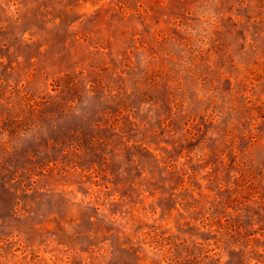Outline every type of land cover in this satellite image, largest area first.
I'll return each mask as SVG.
<instances>
[{
    "label": "rangeland",
    "instance_id": "obj_1",
    "mask_svg": "<svg viewBox=\"0 0 264 264\" xmlns=\"http://www.w3.org/2000/svg\"><path fill=\"white\" fill-rule=\"evenodd\" d=\"M0 264H264V0H0Z\"/></svg>",
    "mask_w": 264,
    "mask_h": 264
}]
</instances>
